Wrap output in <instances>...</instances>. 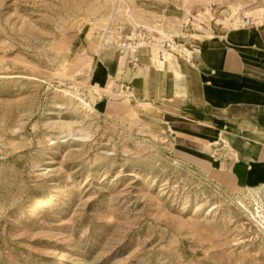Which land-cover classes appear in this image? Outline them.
Returning a JSON list of instances; mask_svg holds the SVG:
<instances>
[{"label":"rangeland","instance_id":"374dc122","mask_svg":"<svg viewBox=\"0 0 264 264\" xmlns=\"http://www.w3.org/2000/svg\"><path fill=\"white\" fill-rule=\"evenodd\" d=\"M244 17L264 30V0H0V264H264V165L251 183L234 153L237 186L185 152L187 106L152 102L157 71L182 89L174 52L152 46L142 86L125 59L116 75L121 30L175 36L208 71Z\"/></svg>","mask_w":264,"mask_h":264},{"label":"crops","instance_id":"0c3cea01","mask_svg":"<svg viewBox=\"0 0 264 264\" xmlns=\"http://www.w3.org/2000/svg\"><path fill=\"white\" fill-rule=\"evenodd\" d=\"M214 40L224 45L220 69L205 71L206 63L199 58L195 63L193 59H178L174 55L175 66L182 68L183 75H186L181 80L182 89L172 74L157 71L152 102L167 100L174 103V99L175 103L186 105L184 111H179L185 117H178V130L194 137L195 143L184 144L185 152L213 166L232 185L240 186L238 172H242L251 159L258 167L264 165V30L253 24L237 32L229 30L223 37L215 35ZM194 44L190 51L199 57L203 45L201 42ZM113 57L114 53L106 52L95 63V81L99 86L108 84L111 79L107 73ZM122 57L118 62L117 77L123 76L120 74L124 69ZM151 60L149 51L144 50L138 72L130 68L128 72H123L124 76L142 86L141 83L151 72L152 68L148 66ZM101 72L103 76L99 79ZM111 88L114 92L118 91V85ZM179 92L185 94L180 95ZM143 96L150 101L149 92L144 91ZM156 119L162 125V117ZM240 140L245 144H237ZM234 153L239 155L238 172L235 170L237 161ZM240 159L244 162L240 163ZM249 167L253 169V165ZM245 177L251 183L257 180L253 171L247 170Z\"/></svg>","mask_w":264,"mask_h":264},{"label":"built area","instance_id":"2783aa9c","mask_svg":"<svg viewBox=\"0 0 264 264\" xmlns=\"http://www.w3.org/2000/svg\"><path fill=\"white\" fill-rule=\"evenodd\" d=\"M253 24L254 23L251 18L245 17L239 23V27H249L253 26ZM186 26H190L193 28L194 23L192 21H188V23H186ZM179 43L180 40L175 36L172 37L168 35L167 37L161 39L157 33H152L143 27H139L133 32L124 30L119 31L118 43L116 45V48L117 53H119V55H123L126 58L128 65L136 68L141 64L142 52L144 50H148L150 55L152 56L151 48L153 45H159L161 47L162 58L163 51H168L174 52L178 58L188 60L187 55L183 56L184 51L182 52L181 50H178V52H176L175 50H173L174 47L179 49L182 46ZM106 47H108V45H106ZM180 51L181 53H179Z\"/></svg>","mask_w":264,"mask_h":264},{"label":"bare ground","instance_id":"6f19581e","mask_svg":"<svg viewBox=\"0 0 264 264\" xmlns=\"http://www.w3.org/2000/svg\"><path fill=\"white\" fill-rule=\"evenodd\" d=\"M245 18V17H244ZM248 18V17H247ZM242 21V20H241ZM244 28H246V27H244ZM153 46H155V45H153ZM160 49H161V47L159 46V45H157ZM152 49V48H151ZM158 49V48H157ZM162 50V49H161ZM163 52H165V51H163ZM171 54V53H170ZM156 55H158L157 53H156ZM120 56H123V55H120ZM159 56V55H158ZM158 56H157V59H159L158 58ZM123 59H124V57H122L121 58V65H123V63H124V61H123ZM169 60V59H168ZM127 61V60H126ZM128 63V62H127ZM174 63H176V62H174ZM159 64L160 65H166V63L164 62V61H161L160 59H159ZM137 68V67H136ZM80 101H81V103H83L84 105H86L87 107H89L90 108V104L88 105L86 102H84L82 99H80ZM93 108V107H92ZM252 168V167H251ZM240 176H243L244 178H245V176L243 175V173H240ZM244 178H241V181L244 179ZM243 184V183H242ZM39 201V200H38ZM40 202V201H39ZM39 204V203H38ZM41 204V203H40ZM34 205V204H33ZM34 207V206H33ZM37 207V206H36ZM35 209V208H34ZM37 209V208H36ZM30 212H31V210H30Z\"/></svg>","mask_w":264,"mask_h":264}]
</instances>
